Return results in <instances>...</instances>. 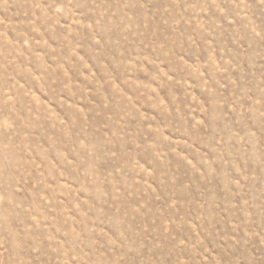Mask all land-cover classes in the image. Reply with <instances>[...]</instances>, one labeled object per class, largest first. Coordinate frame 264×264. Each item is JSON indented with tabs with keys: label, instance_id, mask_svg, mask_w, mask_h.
I'll return each mask as SVG.
<instances>
[{
	"label": "rangeland",
	"instance_id": "rangeland-1",
	"mask_svg": "<svg viewBox=\"0 0 264 264\" xmlns=\"http://www.w3.org/2000/svg\"><path fill=\"white\" fill-rule=\"evenodd\" d=\"M0 264H264V0H0Z\"/></svg>",
	"mask_w": 264,
	"mask_h": 264
}]
</instances>
